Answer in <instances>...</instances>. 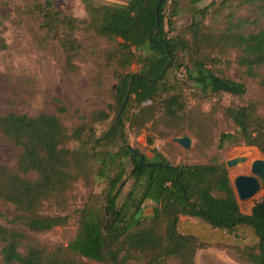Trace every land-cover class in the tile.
<instances>
[{
  "label": "trees",
  "instance_id": "16d2710c",
  "mask_svg": "<svg viewBox=\"0 0 264 264\" xmlns=\"http://www.w3.org/2000/svg\"><path fill=\"white\" fill-rule=\"evenodd\" d=\"M165 1L86 5V21L45 12L46 33L48 37L55 33L53 39L63 53V74L81 73L75 64L81 55L75 33L84 23L91 29L87 32L112 44L103 60L116 84L112 104L105 108L86 114L63 106L57 109L76 120L73 128L49 114H0V135L16 152L14 167L0 163V202L16 213L7 225L0 224V264H194L196 253L212 245L181 233V217L228 234L248 229L256 242L233 248L237 259L242 264H264V200L254 203L249 215L242 213L224 162L173 166L154 148L155 159L149 160L129 145L127 129L135 135L146 132L148 147H153L155 138L187 133L200 155L235 145L264 155V116L255 101L217 104L205 112L199 104L189 107L183 96L192 70L213 76L207 66L229 53L247 77L259 78L264 30L243 33L239 22L214 29L192 20L184 34L174 35L178 0L170 20L161 14ZM244 2L264 11V0ZM214 5L210 0L201 13ZM6 49L0 37V52ZM132 65L139 69L132 71ZM181 67L188 80L172 78ZM86 75L101 88L99 73ZM235 87L232 95L244 94L242 84ZM219 113L224 122L232 123L231 132L218 130ZM101 184V192L93 193ZM77 185L91 190L83 201L80 198L81 208L74 206ZM147 202L153 207L144 214ZM73 219L77 229L68 243L39 240V235L66 228Z\"/></svg>",
  "mask_w": 264,
  "mask_h": 264
},
{
  "label": "rangeland",
  "instance_id": "374dc122",
  "mask_svg": "<svg viewBox=\"0 0 264 264\" xmlns=\"http://www.w3.org/2000/svg\"><path fill=\"white\" fill-rule=\"evenodd\" d=\"M120 1L122 2V0H0V37L3 38L7 45V49L0 52V114L10 112L49 114L60 117L69 127L73 128L77 124L76 120L69 117V113H59L57 109L60 106L67 108L70 112L78 110L86 114L112 104L110 95L116 82L112 75V69L105 67L103 60V54L112 44L106 39L97 38L87 32L86 30L91 29L86 24L81 23L79 31L75 33L81 45V55L76 58L75 64L80 68L81 73L77 77L64 75L62 72L63 53L57 41L53 39L55 33H51L50 37L46 33L44 15L48 11H58L67 17L86 21L88 19V14L85 10L86 5H113L118 4ZM244 1L214 0L215 5L201 13L200 10L206 5L205 2H202L197 7H194L196 12L193 13L192 9H189V5L192 2H189V0H178L181 13L186 16H192L194 21H204V24L211 28L224 29L229 24L239 22L242 24L241 30L243 33L264 30V11L257 4ZM48 3L51 8L47 7ZM184 33L185 30H175L173 34ZM173 34L170 36H173ZM233 60L234 54L229 53L226 58H219L216 64L208 65L207 69L212 71L213 76L206 72H199V75H195L197 73H194L195 71L193 70L191 71V78L197 77L198 82L195 83L186 79L188 81L184 83L183 96L189 107L199 104L203 111L209 112L217 104L224 107L245 105L248 101H255L258 112L264 116V85L261 84L262 78H264V65L257 70L259 78L253 79L244 74L243 68L233 64ZM95 64L99 66L97 69L94 68ZM181 68L171 75L174 80L179 81L177 74ZM138 69V66H131L132 71H137ZM87 73L89 76L99 73V79L102 80L101 88H97L88 79ZM218 78L226 79L233 84L223 83ZM235 84L243 85V95H232L231 92L236 91ZM204 91H206L205 96L202 93ZM217 119L219 122L218 130L232 131V123L224 122L220 113L217 115ZM127 133L129 145L134 149H138L147 159H155L151 152L154 148L173 166L204 164L214 160L225 162L238 156L247 158L246 162L238 167L250 165L254 160H264V155L258 150L242 145L232 146L221 153L212 149L200 155L195 150L196 141L187 133L164 140L155 138L153 147H148L146 144V132L135 135L132 130L127 129ZM182 136L191 138L192 144L189 149H184L177 143L172 142L173 138ZM253 151L257 152L258 158L250 160L248 156ZM15 159V150L0 135V163L14 167ZM238 167L232 170L236 171ZM127 168H129V165H127ZM240 174L250 175V170L238 172L230 179V182L233 181L235 176ZM30 177L34 178V175H30ZM102 189L103 185L101 184L95 186L92 192L100 193ZM128 189L129 184L124 187L122 196L127 193ZM90 191L81 185L76 186L74 194L78 199H76L75 208H81L82 201ZM81 197H83L82 201L80 200ZM261 200H264V188L250 202H237L241 212L247 213L254 203ZM152 207L153 204L147 202L143 207V213H150ZM15 216L16 213L9 204L0 202V224L7 225ZM205 227H207V231L203 229H198V231H201L205 236L209 237L210 241H213L212 247L208 248V261L211 264H218L217 260L223 258V254L226 253L231 260L240 264L241 262L237 259L233 248L243 247L244 245L220 244L223 242L222 236L224 234L219 231L210 234L213 229L208 227V225H205ZM76 229L73 219L68 227L55 228L49 233L39 235L38 238L43 242L68 243L75 236ZM179 231L183 234L196 236V219L181 220L180 218ZM241 234L245 240H249L248 234ZM230 236L234 237L235 235L230 234ZM220 247H224L222 249L223 252L220 251L223 256L218 252ZM1 248L0 244V252ZM216 256H219V259Z\"/></svg>",
  "mask_w": 264,
  "mask_h": 264
},
{
  "label": "crops",
  "instance_id": "0c3cea01",
  "mask_svg": "<svg viewBox=\"0 0 264 264\" xmlns=\"http://www.w3.org/2000/svg\"><path fill=\"white\" fill-rule=\"evenodd\" d=\"M128 0H122V2L120 1L118 4H113V5H103V6H120V5H123L127 2ZM207 1L208 0H189V2H192L191 5H189V9L194 13L196 12V8L194 7H197L199 4H201L202 2H205V4H207ZM196 5V6H195ZM193 7V8H192ZM200 7V6H199ZM85 10H86V6H85ZM193 15V14H192ZM194 20L192 16H186L184 13H181L180 12V7H179V2H178V5H177V12L173 18V22H174V27H175V30H184L185 27L192 21ZM194 73H197L195 75H199V72H194ZM192 76H190L191 78ZM192 81H196V83L198 82L197 80V77L196 78H191ZM250 211L251 209L247 212V213H244L246 215H249L250 214ZM182 219H189L188 217H181V220ZM209 227V226H208ZM198 229H203L205 231H207V227H205V225L202 226V223H200L198 220H196V236H198L201 240L207 242V243H210L212 244L213 241H210L208 238V236H205L204 233H202L201 231H198ZM215 231H219V230H215L213 229L212 231H210V234H214ZM201 232V233H200ZM221 233L224 234V236H222V239H223V242H221L220 244H233V245H238V246H243V245H252L256 242V239L253 237V235L251 234V232L246 229V228H238V230L236 231L234 237H231L230 234H227L226 232H223V231H219ZM241 233H244V234H248L249 236V240H245L244 236L241 234ZM208 250H200L196 253V257H195V261H194V264H211L209 261H208ZM220 251L223 252L222 249H219L218 252L221 253ZM225 252V251H224ZM222 255V253L220 254ZM224 255V256H223ZM222 256L223 258H220V260H217V263L218 264H237L236 262H234L233 260H231L227 255L226 253H224ZM218 257L219 259V256H216Z\"/></svg>",
  "mask_w": 264,
  "mask_h": 264
},
{
  "label": "water",
  "instance_id": "95a60500",
  "mask_svg": "<svg viewBox=\"0 0 264 264\" xmlns=\"http://www.w3.org/2000/svg\"><path fill=\"white\" fill-rule=\"evenodd\" d=\"M161 3L162 0H159V5ZM172 142L177 143L184 149H189L192 144V140L188 136L173 138ZM246 160L245 156L228 159L224 162L226 170L236 169L239 165L245 163ZM231 186L238 202H250L264 186V160H254L250 164V175L240 174L235 176Z\"/></svg>",
  "mask_w": 264,
  "mask_h": 264
},
{
  "label": "built area",
  "instance_id": "2783aa9c",
  "mask_svg": "<svg viewBox=\"0 0 264 264\" xmlns=\"http://www.w3.org/2000/svg\"><path fill=\"white\" fill-rule=\"evenodd\" d=\"M176 2V0H166L165 4L163 6L162 9V16L164 19L166 20H170L172 19V10H173V5ZM177 78L179 79V81H183L186 80L188 78L187 72L185 70V68H181L177 74Z\"/></svg>",
  "mask_w": 264,
  "mask_h": 264
},
{
  "label": "bare ground",
  "instance_id": "6f19581e",
  "mask_svg": "<svg viewBox=\"0 0 264 264\" xmlns=\"http://www.w3.org/2000/svg\"><path fill=\"white\" fill-rule=\"evenodd\" d=\"M258 154H257V152H251L250 154H249V159L250 160H252V159H256V158H258V156H257ZM250 170V165L249 164H247V165H244V166H241V167H238V169L235 171V170H232V171H229L228 172V175H229V178L230 179H232V177L235 175V174H237L238 172H244V171H249Z\"/></svg>",
  "mask_w": 264,
  "mask_h": 264
}]
</instances>
